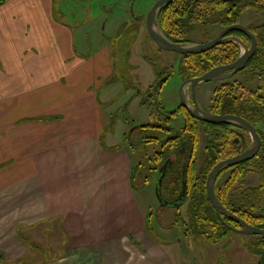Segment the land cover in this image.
I'll return each mask as SVG.
<instances>
[{
  "label": "crops",
  "instance_id": "obj_1",
  "mask_svg": "<svg viewBox=\"0 0 264 264\" xmlns=\"http://www.w3.org/2000/svg\"><path fill=\"white\" fill-rule=\"evenodd\" d=\"M52 15V0L0 5V264H192L148 229L129 154L101 145L91 60L58 25L63 41H35Z\"/></svg>",
  "mask_w": 264,
  "mask_h": 264
},
{
  "label": "rangeland",
  "instance_id": "obj_2",
  "mask_svg": "<svg viewBox=\"0 0 264 264\" xmlns=\"http://www.w3.org/2000/svg\"><path fill=\"white\" fill-rule=\"evenodd\" d=\"M5 1L8 0H0V5ZM134 1L52 0L53 24L42 22L43 32L47 34L37 35L35 41L42 43L63 41L65 38L62 39L58 32L56 35L48 34V29L54 30L58 25L70 32L74 56L83 60L84 64L91 60L84 67L82 66V70L95 78L97 88L92 87V89L95 91L100 110L107 115V122L113 117L112 124L102 131V146L124 149L131 158V165L139 164L135 184L140 188L144 183V189L136 191L135 196L139 208L148 218L147 227L151 234L158 239L173 238L179 245L181 253L190 256L192 264H257L262 257L256 247L258 236L230 232L217 244L196 238L186 231V205L180 209L171 205L161 207L155 197L156 171L159 166L152 160L154 158L152 155L159 150V146L145 144L139 136V133L151 136L155 131L152 129L144 133L139 131L129 133V131L136 125L154 120L156 114L153 108L138 109L139 99L131 100V96L135 88L139 87L143 91L154 81L155 75L163 66L160 58H167L172 71L177 68L178 56L171 52L158 53L153 44L151 45L155 49L147 44L148 37L143 29V23L135 20L134 17L140 16L141 12L148 9L152 1ZM262 21L261 15L249 10L241 16L240 24L247 28L260 25ZM36 25L38 27V23ZM119 25L123 27L119 28ZM29 28L26 31L27 39L30 38ZM206 30L210 37H215L221 31L218 27ZM202 32L203 29L197 30L186 38L193 43H201L205 41L201 36ZM117 34L118 37H115ZM66 41L70 44L69 39ZM148 61L155 65L149 64ZM243 79L242 75H236L229 80L198 85L200 106L203 109L210 108L213 90L223 84L243 81ZM249 87L254 89L256 86ZM178 91L179 79L177 76H170L168 82L159 91V100L164 110L174 109ZM180 121L172 126L175 132L181 127ZM197 136L199 144L195 158L199 167L203 161L204 142L200 131ZM132 142L137 144L134 145ZM228 174V172L224 173L217 184L220 185ZM257 184L258 177L255 174L249 175L245 180L247 187H254Z\"/></svg>",
  "mask_w": 264,
  "mask_h": 264
},
{
  "label": "trees",
  "instance_id": "obj_3",
  "mask_svg": "<svg viewBox=\"0 0 264 264\" xmlns=\"http://www.w3.org/2000/svg\"><path fill=\"white\" fill-rule=\"evenodd\" d=\"M249 10L261 15L263 19L260 25L247 27L255 37L256 50L244 69L237 74L243 76V81L223 84L214 91L213 113L235 115L249 122L261 139V147L253 158L223 170L215 182L214 192L227 211L251 226L264 229V0H174L161 9L158 20L159 27L173 37L172 41L184 42L181 39L200 29L218 27L223 30L240 24L241 16ZM231 36L238 37L247 47L250 46L247 36L236 31L226 34V37ZM239 54L237 44L226 42L201 54L177 55L180 58L178 75L181 80L200 77L215 67L233 63ZM250 85L256 87L252 89ZM182 113L186 117L182 132L190 139L193 147L198 144V125L204 128L203 161L197 167L195 156L183 159L177 157L174 160L172 156H156L154 161L158 166L165 164L161 197L176 209L186 205L185 225L188 233L217 244L232 231L217 218L208 200L206 177L218 162L243 152L250 139L232 130L233 126L203 123L184 111ZM112 120L113 117H110L104 129L112 124ZM146 131L143 128L139 132ZM240 131L243 132L241 129ZM107 149L114 150L117 147ZM138 167L139 164L132 166L130 174V185L134 192L144 189V183L140 188L135 184ZM226 172L229 173L227 178L218 185V180ZM251 174L258 177V184L247 187L245 180ZM222 219L227 225L238 228L227 218ZM256 247L262 255L257 264H264V237L258 236Z\"/></svg>",
  "mask_w": 264,
  "mask_h": 264
},
{
  "label": "water",
  "instance_id": "obj_4",
  "mask_svg": "<svg viewBox=\"0 0 264 264\" xmlns=\"http://www.w3.org/2000/svg\"><path fill=\"white\" fill-rule=\"evenodd\" d=\"M174 0H157L149 10L147 16H146V29L151 37V40L154 42V44L161 50H164L166 52L175 53L178 55H196L201 54L206 51H209L213 49L216 46H219L226 42H233L237 44L240 48V54L237 57V59L228 65H223L219 67H215L208 72L204 73L200 77L189 79L184 81L179 89V97L182 106L186 109L190 117L193 119L203 122V123H221L224 125L233 126L235 128L241 129L245 131L250 139L248 147L238 155L222 160L218 162L213 168L210 170L206 177L205 182V188H206V194L208 197V200L214 209L217 218L226 226L229 228L232 232L239 233L242 235L247 236H261L264 237V229H260L254 226H251L247 223H245L242 219L234 215L233 213L227 211L217 200L214 192V186L215 182L219 176V174L232 166H235L241 162H244L246 160H249L253 158L259 151L261 147V139L253 126L244 120L243 118L235 115H217V114H211L208 113L202 109H200L197 104L194 105L193 108H191L184 97L183 89L187 86H190L192 91H195V89L198 87V85L202 83H210L215 81H224L227 79H231L235 75H237L240 71L244 69L246 66L248 60L251 58V56L254 54L257 44L255 37L253 34L245 27H243L241 24L232 25L229 27L224 28L214 39L201 43V44H195V43H177L172 42L167 37L163 35L161 30L159 29L157 25V16L159 11L167 6L168 4L172 3ZM231 31L239 32L245 36H247L250 39V46L247 47L239 38L237 37H229V38H223V36ZM136 126H134L129 133H131ZM133 143V142H132ZM162 171V170H161ZM164 174H161V176L157 179L155 184V197L159 204L161 206H167L170 205L168 202L163 201L161 197V183L163 180ZM222 217L227 218L231 222H233L235 225L238 226V228L231 227L227 225Z\"/></svg>",
  "mask_w": 264,
  "mask_h": 264
},
{
  "label": "flooded vegetation",
  "instance_id": "obj_5",
  "mask_svg": "<svg viewBox=\"0 0 264 264\" xmlns=\"http://www.w3.org/2000/svg\"><path fill=\"white\" fill-rule=\"evenodd\" d=\"M151 1H152L151 4L148 6L149 8L145 9L143 12H141L142 14H140V16L134 17V19L139 20L140 22L143 23V29H144L147 37H148L147 44H149V45L153 44V46L156 49L152 45L151 46L153 49L156 50V52L166 54L169 52H166L164 50L159 49L154 44V42L151 40V37L149 36L147 29H146V16H147L149 10L151 9V7L153 6V4L155 3V1H157V0H151ZM131 9H132V7L130 8V12H131ZM158 15H159V13H158ZM104 16H107V15L104 14ZM157 25L159 27L158 16H157ZM118 27L121 28L123 26L119 25ZM210 28H214V27H210ZM159 29L161 30L160 27H159ZM206 29L207 28H204L203 32L201 33V36L205 38V41H203L201 43L208 42L217 36L216 35L215 37H210L208 35V32ZM161 32L163 33V35L165 37H167L169 40L172 41L173 37L167 35L165 30H161ZM226 34L223 36V38H229V37H226ZM115 37H118V34ZM231 37H235V36H231ZM176 40H178V39H176ZM181 40L184 42H177V43H193V42L187 40V38H184ZM172 42H174V41H172ZM201 43H195V44H201ZM150 51H151V49H150ZM176 55H178V54H176ZM177 58H178V61H177V67H178V65L180 63V58L179 57H177ZM160 60H161V64L163 66H162V69L159 70L157 72V74L155 75L156 78L154 79V81L151 84H149L147 86V88L143 91H141V89H139V87L135 88L134 94L131 96V100H133L134 98L139 99V101L137 103L138 109H144L147 107H149L148 109L153 108L156 116H155L154 120L148 121V122L143 123V124L136 125V128L132 131V133L135 131L143 130V128H145L146 130L152 129L155 131L154 134L151 136H144V135H141L139 133L141 140L145 144H153V145L159 146V150L154 152V154L152 155V156H154V158L156 156H164V157L165 156H167V157L172 156V159L174 160L177 157H179L180 159H183L184 157H187V156H196V152H197L196 149L198 148L197 146L199 143L193 147L190 139L186 136V134H184L182 132V130L185 128V120H186V117H185L184 113H182V112L184 111L187 115H189V114L181 104L180 97H179V91H178L177 101L175 103L174 109L171 111L164 110L163 107L161 106V102L159 100V91H161L162 88L165 86V84L168 82L170 76H172V77L177 76V78L179 79V89H180L181 84L184 81L189 80V79L181 80L179 75H178L177 68L175 70L173 69L172 73L170 74L169 73L170 72V68H169L170 65H169V62L167 61V58L162 57V58H160ZM148 63L153 65V66L155 65V63H153V62L148 61ZM227 80H229V79H227ZM215 82H219V81H215ZM214 91L215 90H213V92H212L213 100L215 98ZM183 92H184L185 100L191 108H193L194 105L197 104V106L200 109H202L208 113L214 114L213 113V100H212V98L210 100V103H212L210 108L203 109L200 106V104H199L200 96L198 93V87L195 89V91H192L191 87L187 86L183 89ZM178 121H180L182 124H181V127L179 128V131L177 130L178 132H175L174 129L172 128V126L174 123H177ZM198 130L200 131L201 136L203 138V142L205 143L203 126L198 125L197 135L199 133ZM232 130L236 131V133H238V134H242L246 138L249 137L245 131L241 132L240 129H238V128L234 127ZM133 144L135 145V144H137V142L133 143ZM204 148H205V145H204ZM154 158H152L153 161H154ZM166 158H164L163 162L165 161ZM161 174H164V176H165V164H162L161 166L158 167V169L156 171V180L161 176ZM155 184H156V182H155Z\"/></svg>",
  "mask_w": 264,
  "mask_h": 264
}]
</instances>
